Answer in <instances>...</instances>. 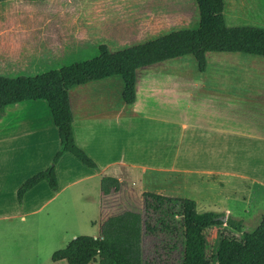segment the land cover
<instances>
[{"label": "rangeland", "instance_id": "obj_1", "mask_svg": "<svg viewBox=\"0 0 264 264\" xmlns=\"http://www.w3.org/2000/svg\"><path fill=\"white\" fill-rule=\"evenodd\" d=\"M223 7L228 26L264 27V0H223ZM197 25L198 10L195 0L2 1L0 2V75L34 76L43 70L57 69L55 67H63L95 57L101 44H105L110 51H117L174 30L194 29ZM31 60L40 61L32 66ZM223 67L244 70L257 68L254 72L245 73L238 84L229 83L226 90L232 92L230 104L232 106L234 103L240 104L238 106L240 108L237 107L232 111L238 113L241 119L264 120V57L244 53H207L206 68L217 70ZM148 74L156 75L152 79L163 85L160 92L162 104L168 105L174 102L173 98L177 93L183 94L182 98L178 99L186 105L197 103L199 104L197 107H206L211 103L204 97L205 95H202L204 89L191 88L196 80H201V72L197 70L192 56L166 60L138 70L140 91L143 90L145 76ZM113 78L111 82L103 84H101L102 80L97 81L95 86L115 85L116 80L121 82L118 76ZM182 80L186 85L180 90L174 81L180 83ZM232 80L234 81L230 79ZM187 84L191 86L188 87ZM90 86L92 85L70 88L69 98L72 105L79 103L80 94L92 90L93 87ZM103 91L106 94V89ZM217 102L220 106L224 103L228 105L226 102ZM137 128L140 126L135 127L136 131ZM119 138H122L121 144L127 140L125 135H120ZM50 151V146L44 143L32 156L34 161L31 164L27 163L30 158L17 160L18 164L14 157L9 162L6 158L11 169L0 172V178L7 188L6 208L16 205L22 208L14 193L22 182L50 165L54 156L49 154ZM70 158L79 166H83L74 157L70 156ZM2 161H5L4 153H0V164ZM109 173L105 176H109ZM61 176L60 173L58 177ZM197 176L192 175V179L187 181L181 194L184 198L196 202L198 212H204L207 209L204 207L209 204L206 192L211 179L197 178ZM12 185L16 187L14 193L10 191ZM228 186L240 187L234 181ZM97 188V178L87 179L69 187L42 205L49 197L47 193L52 191L47 184L37 185L31 193V195L36 194V198L25 205V210H21L20 215L0 219V264H67L64 260L52 261L53 252L63 248L78 235L98 236L99 234L104 214L99 207L101 202L98 200ZM145 188L151 192L158 191L151 186ZM166 192L170 191L166 190ZM260 193V190H256V194ZM257 202L255 212L251 213L252 218L245 221L242 227L243 232L253 231L264 214V198L258 199ZM104 206H107V200ZM38 207L40 208L34 212L33 210ZM126 208H139V204L133 202L129 206L112 209L115 213H119ZM22 213L26 214L21 216ZM179 218L177 216L175 220ZM182 228L183 240L179 237L180 230L175 232V236H169L167 233L146 236L144 254L155 257L161 264H178L184 257L185 243L199 242L206 259L212 263L217 260L222 250L234 244L242 235L241 232L224 223L204 229L193 226ZM174 241L177 242V249L171 250L169 245ZM88 264H98L97 258Z\"/></svg>", "mask_w": 264, "mask_h": 264}, {"label": "crops", "instance_id": "obj_2", "mask_svg": "<svg viewBox=\"0 0 264 264\" xmlns=\"http://www.w3.org/2000/svg\"><path fill=\"white\" fill-rule=\"evenodd\" d=\"M39 61L31 60L30 63L33 66ZM256 69L206 68L201 72V80H196L193 86L187 84L191 88L204 89L202 95L211 102L206 107H197V103L186 105L178 99L183 95L180 93L174 96V102L162 104L163 85L152 79L156 76L153 74L145 76L142 91L137 75L136 100L130 105L122 100L123 84L119 80L109 86L97 87V81L79 85H92L93 88L80 94L78 104L72 105L69 98L74 140L97 166L87 167L77 159L81 167L71 160L70 156H74L66 152L56 165L57 177L62 174L58 177L59 188L47 193L49 197L42 205L77 183L97 178L99 207L104 220L115 213L112 208L129 206L133 202H138L139 208L124 210L142 211L141 194L147 191V186L157 189L156 193L183 197L181 191L187 181L192 175H198L197 178L211 179L207 185L209 204L204 207L206 211L223 213L226 219L241 220L243 227L245 221L252 218L257 200L264 198V120L241 119L232 111L240 104H230L232 92L226 89L229 83L238 84L245 73ZM112 78L101 79V84L111 82ZM176 83L180 90L186 85L183 80L174 81ZM217 101L228 105L220 106ZM136 126H140L137 131ZM120 135L127 137L123 144ZM44 143L50 146L49 154H55L59 147L58 132L45 100H26L5 107L0 116V153L5 157L0 172L11 169L6 158L9 162L14 157L17 164V160L30 158L27 163H33L32 156ZM108 172L120 185L116 191L102 196L100 180ZM233 181L240 187L228 186ZM40 184L47 183L41 181L37 185ZM37 185L25 193L21 209L18 205L6 208L7 188L0 178V219L20 215L25 205L36 198V194L31 193ZM15 188L12 185L10 191L14 193ZM256 190L262 194H256ZM14 195L16 198V191ZM106 200L107 206H104ZM23 214L26 213L21 216Z\"/></svg>", "mask_w": 264, "mask_h": 264}, {"label": "trees", "instance_id": "obj_3", "mask_svg": "<svg viewBox=\"0 0 264 264\" xmlns=\"http://www.w3.org/2000/svg\"><path fill=\"white\" fill-rule=\"evenodd\" d=\"M195 2L198 25L194 29L174 30L117 51H110L105 44H101L95 57L34 76L0 75V116L7 105L43 99L58 132L59 147L50 165L17 188L16 200L19 205L25 193L41 181H45L52 191L58 190L55 169L64 153L72 154L87 167L97 166L75 143L68 94L70 88L118 76L123 84L122 100L130 105L136 100L138 70L144 67L189 55L194 58L197 70L203 72L207 67V53L210 52L264 57L263 26H228L223 0ZM119 185L116 178L103 176L100 180L101 195H109ZM141 196L142 211L122 210L109 215L100 224L98 236L74 237L63 248L53 252L52 261L88 264L97 258L98 264H161L155 257L144 254L146 236H156L158 233L175 236V232L180 230L179 237L183 240L182 227L204 229L224 223L242 235L234 244L222 250L215 262L210 263L206 259L199 242L187 241L184 257L178 264H264V214L253 231L243 232L241 220L227 217L222 222L217 217L223 213L198 212L192 199L151 191H144ZM177 216L180 218L175 220ZM169 249H177V242L169 245Z\"/></svg>", "mask_w": 264, "mask_h": 264}, {"label": "water", "instance_id": "obj_4", "mask_svg": "<svg viewBox=\"0 0 264 264\" xmlns=\"http://www.w3.org/2000/svg\"><path fill=\"white\" fill-rule=\"evenodd\" d=\"M217 218L219 220H221L222 222H225L226 221V216H224V215L218 216Z\"/></svg>", "mask_w": 264, "mask_h": 264}]
</instances>
